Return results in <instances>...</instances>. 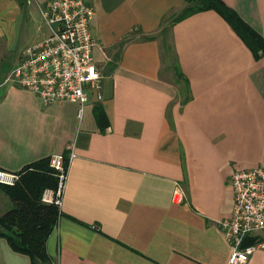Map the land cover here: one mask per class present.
I'll return each mask as SVG.
<instances>
[{"label": "crops", "instance_id": "1", "mask_svg": "<svg viewBox=\"0 0 264 264\" xmlns=\"http://www.w3.org/2000/svg\"><path fill=\"white\" fill-rule=\"evenodd\" d=\"M48 1L0 0V169L75 154L47 253L57 264H227L228 178L264 166V54L212 9L174 21L185 0H86L103 100L89 91L79 116L76 102L44 104L3 82V54L48 34ZM222 1L264 38V0ZM0 264L31 262L0 238ZM242 264H264V248Z\"/></svg>", "mask_w": 264, "mask_h": 264}, {"label": "built area", "instance_id": "2", "mask_svg": "<svg viewBox=\"0 0 264 264\" xmlns=\"http://www.w3.org/2000/svg\"><path fill=\"white\" fill-rule=\"evenodd\" d=\"M48 34L22 50L9 70L4 83H13L35 92L44 104L73 101L79 104V116L88 100L89 91L95 101L103 100L102 73L93 60L94 36L91 21L94 10L86 0H49L41 9ZM68 165L75 155L70 146ZM49 164L57 171L55 190L45 189L42 201L60 207L68 165L62 153L50 155ZM18 171L0 169V183L14 184ZM233 205L229 217L220 227L230 246L227 264H242L258 248L264 234V166L235 169L228 178ZM177 187L174 197L181 198ZM250 240V241H248Z\"/></svg>", "mask_w": 264, "mask_h": 264}, {"label": "trees", "instance_id": "3", "mask_svg": "<svg viewBox=\"0 0 264 264\" xmlns=\"http://www.w3.org/2000/svg\"><path fill=\"white\" fill-rule=\"evenodd\" d=\"M209 9L228 22L255 58L264 54L262 35L222 0H185L183 9L174 17V21ZM175 68L176 76L182 78L184 75L177 63ZM95 118L99 130L104 132L107 125L100 109H95ZM63 157L66 168L68 155L63 153ZM49 159L50 156H45L24 165L18 170L20 177L12 185L0 183V191L11 201V206L0 213V238L6 239L14 251L27 255L31 264H57L47 253L46 243L61 211L56 204L42 201L43 191L55 190L58 183L57 171L50 166Z\"/></svg>", "mask_w": 264, "mask_h": 264}, {"label": "rangeland", "instance_id": "4", "mask_svg": "<svg viewBox=\"0 0 264 264\" xmlns=\"http://www.w3.org/2000/svg\"><path fill=\"white\" fill-rule=\"evenodd\" d=\"M21 52L15 58L14 57L10 58L8 55L3 54V71H2L3 78H5L7 72L13 67L14 63L18 61L21 55ZM11 54L14 55V53H11ZM165 72H166V75H170L168 71H165ZM3 82H4V79H3ZM3 195L4 194L0 191V213H2L5 208H9L11 206V204L10 206H8V204L6 205V203L4 202L5 197Z\"/></svg>", "mask_w": 264, "mask_h": 264}]
</instances>
